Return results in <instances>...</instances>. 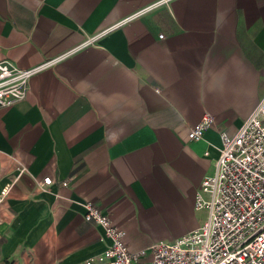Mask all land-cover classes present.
Here are the masks:
<instances>
[{"label": "crops", "instance_id": "0c3cea01", "mask_svg": "<svg viewBox=\"0 0 264 264\" xmlns=\"http://www.w3.org/2000/svg\"><path fill=\"white\" fill-rule=\"evenodd\" d=\"M1 60L51 62L0 108V264H85L109 245L87 201L131 251L204 221L222 134L264 96V0H0Z\"/></svg>", "mask_w": 264, "mask_h": 264}, {"label": "built area", "instance_id": "2783aa9c", "mask_svg": "<svg viewBox=\"0 0 264 264\" xmlns=\"http://www.w3.org/2000/svg\"><path fill=\"white\" fill-rule=\"evenodd\" d=\"M50 62L21 68L1 60L0 108L25 99L31 78ZM214 123L215 117L205 113L189 130L188 139H202ZM218 150L214 172L203 178L196 193V209L207 210V218L174 241L160 240L131 251L126 231L94 202L83 203L85 220L101 226L109 240L85 264H264V96L234 135L222 134ZM51 183V177L44 178L41 190ZM9 189L10 185L2 190L0 201Z\"/></svg>", "mask_w": 264, "mask_h": 264}, {"label": "rangeland", "instance_id": "374dc122", "mask_svg": "<svg viewBox=\"0 0 264 264\" xmlns=\"http://www.w3.org/2000/svg\"><path fill=\"white\" fill-rule=\"evenodd\" d=\"M207 215H208V212H207ZM205 218H207V216Z\"/></svg>", "mask_w": 264, "mask_h": 264}]
</instances>
